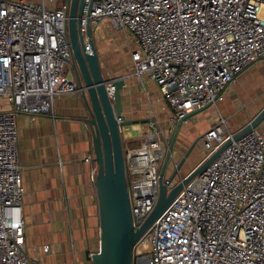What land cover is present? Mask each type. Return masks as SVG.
Instances as JSON below:
<instances>
[{
  "label": "built area",
  "instance_id": "obj_1",
  "mask_svg": "<svg viewBox=\"0 0 264 264\" xmlns=\"http://www.w3.org/2000/svg\"><path fill=\"white\" fill-rule=\"evenodd\" d=\"M107 18L135 44L133 73L159 86L170 132L217 105L241 72L264 59V0H84V39L88 19L93 26ZM72 59L67 2L0 0V264H30L16 118L51 113L57 96L80 94ZM114 80L106 83L111 101ZM259 124L183 185L136 242L132 264H264V119ZM148 126L141 148L125 154L134 227L154 207L160 178L170 189L188 173L167 182L161 171L171 144L157 155V120ZM233 133L218 115L200 136L204 158Z\"/></svg>",
  "mask_w": 264,
  "mask_h": 264
},
{
  "label": "crops",
  "instance_id": "obj_2",
  "mask_svg": "<svg viewBox=\"0 0 264 264\" xmlns=\"http://www.w3.org/2000/svg\"><path fill=\"white\" fill-rule=\"evenodd\" d=\"M29 1H43L51 8L66 2ZM112 35L107 36L113 38ZM101 41L99 39L95 42L100 66V49L103 46ZM112 41L115 43L116 40L113 38ZM69 72L74 75L72 67ZM260 77L264 78V59L241 72L224 91L220 101L245 80L256 85ZM112 78L124 79L120 90L122 112L127 120L140 128L138 134L125 139L122 137L127 141L126 147L123 144L126 154L130 150L141 148L145 134L150 131L148 125L150 120H154L153 116L159 118L164 123L163 126L167 120L170 127L171 110L155 81L147 78L140 81L133 71ZM259 98L251 109L240 112V117L234 115L226 120L229 130H239L257 114L260 109L255 112V108L264 104V94ZM219 102L195 112L193 121L204 122L196 130L184 128V135L177 140L174 133L170 143L171 154L165 158L169 164L166 172L168 175L173 172L183 154L181 152L190 145L196 133L198 137L194 144L215 123L218 115H222L218 109ZM85 116L86 109L79 95L65 94L55 98L51 113L32 117L23 113L16 118L17 148L22 165L25 253L30 264H92L91 255L98 250L99 205L95 181L92 180V174L96 176L97 173V164L94 160L91 131L83 120ZM87 156H91L92 160L86 161ZM197 164L192 165L189 171ZM179 174L182 175L183 170ZM44 245L49 246L47 251L43 250Z\"/></svg>",
  "mask_w": 264,
  "mask_h": 264
},
{
  "label": "water",
  "instance_id": "obj_3",
  "mask_svg": "<svg viewBox=\"0 0 264 264\" xmlns=\"http://www.w3.org/2000/svg\"><path fill=\"white\" fill-rule=\"evenodd\" d=\"M66 2L68 41L73 54L71 67L80 88L79 97L86 109L87 116L83 120L91 131L94 160L97 164L95 187L99 205L100 237L98 250L91 255L92 264H132L133 249L140 236L164 212L184 184L203 171L233 140L264 119V106L212 154L195 165L175 186L168 189L160 178L158 198L154 207L143 222L134 227L127 192L126 157L122 144V125L131 123L122 112L120 101L124 79L113 81L115 90L114 99L111 101L106 93V83L111 78L102 74L89 19L85 25L86 40L81 30L80 16L84 0ZM86 43L89 50L86 49ZM190 150L191 147L177 162L167 182L179 175ZM166 164L167 162L161 174L165 172Z\"/></svg>",
  "mask_w": 264,
  "mask_h": 264
},
{
  "label": "rangeland",
  "instance_id": "obj_4",
  "mask_svg": "<svg viewBox=\"0 0 264 264\" xmlns=\"http://www.w3.org/2000/svg\"><path fill=\"white\" fill-rule=\"evenodd\" d=\"M91 28L94 43H97L99 39H102L101 45L103 46L100 50L102 54L101 70L103 76L106 78H112L125 73H131L133 71V67L130 59V52L133 47H135V44L131 40H129L128 37H126L124 32L116 29L111 20L108 18L104 19L101 23L97 25H93ZM114 29L116 31H114ZM107 35H112L113 38L116 40L115 43L112 41L113 38H109ZM256 83V85H252L249 83V80H245L243 83L239 84L240 86L235 88L233 91L229 92L224 97V99L219 102L218 109L226 120H228L229 117H232L234 115L235 117H240L238 115L240 114V112H245L246 110L251 109V107L256 103V101L260 99L259 96L262 97V95L264 94V78L262 79L260 77V79L256 81ZM140 101L143 102L141 98ZM140 101L139 103L141 104ZM263 106L264 104H261V106H257L255 108V112L261 109ZM214 111L216 112V109H214ZM152 119L158 121V131L160 132V136H162L161 147L160 150L156 152L157 155L164 154V150L171 143L174 133L176 134L175 139L177 140L179 137L184 135V128H192L196 130L197 126L199 127V125L204 124V122H199V120H192V122H190L188 125L180 124L177 130L175 129L174 131L170 132L167 120V125L165 124L163 126L164 123L161 122V120L156 116H153ZM257 127H260V124H258ZM139 132L140 128L138 129V126L136 124L129 123L126 125H122V137L124 139L130 138L131 136H134ZM196 134L197 135L193 137L189 145L191 146V150L188 156L185 158L184 163L180 169L183 170V174L186 173V171H189L192 165H194L195 163L197 164L201 160H203L206 154V151L201 145L200 140L194 144V140L198 137V133ZM123 138L122 144H124V146L126 147L125 143L127 141L123 140ZM176 140L174 142L175 144L177 143ZM187 148L181 152V154H183L180 156L179 160L189 149ZM168 165L169 164L167 163L165 173L167 172Z\"/></svg>",
  "mask_w": 264,
  "mask_h": 264
}]
</instances>
